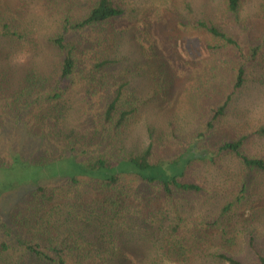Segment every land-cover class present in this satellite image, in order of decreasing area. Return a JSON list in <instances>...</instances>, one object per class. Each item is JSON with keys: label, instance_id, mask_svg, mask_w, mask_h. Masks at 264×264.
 Segmentation results:
<instances>
[{"label": "trees", "instance_id": "16d2710c", "mask_svg": "<svg viewBox=\"0 0 264 264\" xmlns=\"http://www.w3.org/2000/svg\"><path fill=\"white\" fill-rule=\"evenodd\" d=\"M20 1L0 0V134L16 140L14 126L26 119L35 148L0 150V196L19 197L0 216V264H264V155L249 148L264 137V116L256 126L234 117L252 74L264 73V12L223 0L230 25L222 27L207 11L195 14L193 0L186 13L174 0V25L209 33L206 46L224 55L194 71L184 96L193 114L141 125L154 97H141L137 78L162 105L170 67L199 61L181 57L164 32L153 39L151 16L137 18L135 1ZM27 2L52 26L51 56L12 69V49L29 40L41 49ZM190 152L180 173H150ZM228 159L236 161L228 170L212 169ZM57 165L65 169L52 172ZM200 169L211 176L201 181ZM217 175L229 197L198 207L193 198L218 190Z\"/></svg>", "mask_w": 264, "mask_h": 264}, {"label": "rangeland", "instance_id": "374dc122", "mask_svg": "<svg viewBox=\"0 0 264 264\" xmlns=\"http://www.w3.org/2000/svg\"><path fill=\"white\" fill-rule=\"evenodd\" d=\"M20 1V0H19ZM22 1V0H21ZM20 1V2H21ZM130 2L133 6L135 1V6H137L138 9H140L137 18H140L143 14L142 11H144V14L149 16L150 21V28L149 33L152 34V38L158 40L162 33L164 32L165 35L169 38H173L174 42L178 45V50L183 57L185 55L186 58H189V60L193 61V59H196L199 63L192 67L191 70L188 71H182L176 69V67L173 66L170 67V71L173 75H175V81L173 86L170 89V95L169 99L168 96L165 99V102L161 105L159 103V100L162 101V94L154 93L153 86L149 83L148 80L137 78V82H135L138 92L140 93L141 97L143 99H146L148 97L153 96L154 101L149 103L148 105L144 106L142 108V114H141V125L146 123H151L153 125H160L162 123H165L168 116L172 117H181L184 116L183 114H186L189 110L190 114L194 113V108L189 104V101L184 98L185 96V89L192 81V77L195 76L194 71L199 69H207V67L210 65V62L212 63L214 59L218 57H223L224 53H222L224 48L219 49V52L209 49V47L206 46L207 41L212 42L211 37L209 33L203 32L201 30H194V29H185L181 30L177 28L176 25H174V19L175 15L172 12L173 6L172 2L174 0H127ZM192 0H176L178 3V7L181 10L186 13L187 12V5ZM209 3H206L205 0H193V7L195 9V14H198V12H206L209 15H213L217 23H219L220 26L228 27L230 25L227 17L223 16L225 12V8L223 5V0H207ZM25 2H22V5ZM38 2L36 3L37 6L32 5V3L27 2L25 6L27 12H29L26 15V22L28 25H30V29H33L35 31L32 32V35H37L36 38L41 39V46L38 51L35 50V45L29 41H25L23 45H21L17 49H12L9 53V63L10 67L13 69L20 68V66L26 62H31L33 60L35 61H43V60H49L50 53L47 49H49L48 45V36L51 33L50 23L45 18H42V8L38 6ZM243 12L246 14H250L251 12L259 13L264 12V0H244L243 1ZM179 10V9H178ZM202 13V12H201ZM193 14V15H195ZM220 14V15H216ZM191 15V16H193ZM208 17V16H205ZM206 19V18H204ZM196 20V18L194 19ZM30 22V23H29ZM147 24V23H146ZM50 26V27H49ZM237 27V26H236ZM253 41L258 40V36L254 35ZM160 41V46H161ZM124 50L127 52H130L132 54L133 44H124ZM133 47V48H132ZM50 50V49H49ZM134 54V52H133ZM193 64V63H192ZM260 80H264V73L261 69H259L255 75L252 74V77H250V81L248 83V86L246 88L247 94L245 97H242V99L239 100L238 108L236 109L237 112L234 117H237L240 122L250 120L251 123H255L254 126L261 123V118L264 116V84L260 82ZM191 111V112H190ZM192 118V116H191ZM191 118L189 120L191 121ZM230 118H233L231 115ZM170 119V117H169ZM193 120V119H192ZM192 122H190L187 126L188 128L192 125ZM193 126V125H192ZM16 127V130L13 133V136L17 138L14 141H10V136L7 131H4L0 134V150L1 149H8L13 147L17 149H24L26 147L27 151L30 152L34 150L35 148V137L34 134H32V126L25 120H23L18 125L14 126ZM135 129H138L135 127ZM33 131V130H32ZM31 134V135H30ZM26 136V137H25ZM18 140V141H17ZM28 146V147H27ZM249 148L253 150L256 153H260L264 155V137H260L258 135L254 136L249 143ZM196 154L194 152L188 153V156H183L182 159H180L178 162H176L175 165L171 167L162 166L160 170L158 169H152L150 173H158L161 171V173L166 174V171H170L168 174H175L180 173L185 165H186V159L188 157L192 158L195 157ZM233 162H236L235 160H229L224 161L220 168L214 167L212 169L216 170V173H219L220 170H228V166L233 164ZM227 165V166H226ZM65 168L62 165H57V167L51 169V171H61ZM200 174L201 181L202 176L209 175L211 176L210 172L203 171V169H200V172L197 171L196 175ZM214 174V173H212ZM218 175L214 177L213 179H210V181L218 184V190L211 189V193L208 192L203 196L200 197H194L196 204L198 207L203 209H212L215 207V205L221 204L225 201L227 197H229L230 193L226 189V185L220 184V179H217ZM223 177V176H222ZM260 179V180H258ZM257 181L259 183V186H263L264 188V176H261V178H258ZM260 181V182H259ZM232 184L230 188H232ZM23 189V188H22ZM19 197L17 195L9 194V195H1L0 196V216L3 217V219L7 218L8 213L10 210L14 207V205L17 203ZM264 201V200H263Z\"/></svg>", "mask_w": 264, "mask_h": 264}]
</instances>
